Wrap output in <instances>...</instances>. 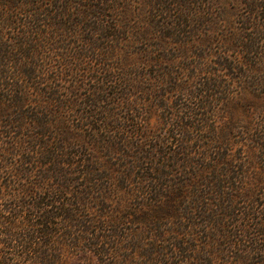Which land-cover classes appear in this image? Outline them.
Listing matches in <instances>:
<instances>
[{
  "label": "trees",
  "instance_id": "16d2710c",
  "mask_svg": "<svg viewBox=\"0 0 264 264\" xmlns=\"http://www.w3.org/2000/svg\"><path fill=\"white\" fill-rule=\"evenodd\" d=\"M153 1L155 8L162 3ZM243 2L250 20L264 14V0ZM118 3L124 7L123 0H0V264H232L228 251L246 242L245 232L237 239L234 231L240 222L234 219L237 196L230 190L239 181L227 174V168L241 159L228 158L221 147H235L247 131L263 157L264 138L252 139L254 125L241 130L231 120L210 133L207 116L214 112L210 107L215 99L208 92L223 88L217 80L198 84V92L193 88L192 96L199 100L194 116L179 118L180 109L175 116L169 114V120L179 123H166L178 128L173 134H201L198 139L181 140L178 154L166 157L153 149V157H161V162L152 163L148 146L135 140L141 130L128 117L116 127L118 142L109 143L116 138L111 135L116 125L113 100L125 101L129 89L142 94L137 87L122 85L119 96H109L103 88L114 72L113 66L101 61L121 58L123 67L124 49L119 47L130 42L122 37L129 34L126 24L110 27L98 19ZM244 25L243 31L253 28ZM142 29L138 35L146 39ZM172 36L146 40H158V49L165 50L167 45L178 46L180 41L173 42ZM237 46L232 45V50L236 52ZM54 53H60L56 59L51 57ZM145 58V63H152ZM90 62L101 63L96 65L100 73L93 65L86 68ZM218 66L237 74L234 64ZM102 72L107 76H100ZM97 73L100 78H95ZM132 74L122 73V78ZM86 75L98 88L89 90L84 101L80 85ZM169 75L173 72L157 77L163 88L177 86L178 80ZM149 82L152 87L143 93L156 88L157 103L160 87ZM103 103L110 110L101 111ZM81 105L87 109L84 113ZM206 132L209 135L203 136ZM195 141L201 143L195 148L203 164L191 158ZM210 145L221 146L213 150L217 159L212 161ZM118 151L122 159L112 170L114 165L106 162ZM147 161L148 168L143 166ZM180 164L185 177L174 182L169 172ZM134 171L142 177L132 182ZM255 181L263 183L260 178ZM131 187L144 197L137 209L123 206L134 195ZM200 227L214 238L205 236V242L196 245L190 231ZM233 258V264L248 261Z\"/></svg>",
  "mask_w": 264,
  "mask_h": 264
},
{
  "label": "rangeland",
  "instance_id": "374dc122",
  "mask_svg": "<svg viewBox=\"0 0 264 264\" xmlns=\"http://www.w3.org/2000/svg\"><path fill=\"white\" fill-rule=\"evenodd\" d=\"M161 2L155 8L153 0H123L124 7H122V3L112 4L114 11L106 12L105 15L98 17L101 23L110 27L126 24L129 28V34L123 33L122 37L130 41L127 45L119 47L124 49L123 53H120L122 59L126 60L123 62V67L119 65L121 58L101 61L107 66H113L114 72L111 73V76H113L111 82L103 83V88L106 89L109 96L117 94L119 96L122 85L129 88L137 87L142 91V94H140L129 89L131 93L124 98L125 101L113 100L115 106L112 107L114 109L112 116L115 112L116 115L112 122H115L116 125H112L114 128L111 129V135H115L117 140L111 136L109 143L118 142V134L120 133L115 132L116 127L123 122L122 119L128 117V120H133L134 125L136 123L137 128L141 130L140 136L135 140L148 146V148L145 147V150L149 154L151 153L152 163L157 160L161 162V157H158V159L153 157V149L166 157L173 152L178 154L181 140L198 139L197 136L201 134H195L194 131L188 134L184 133L183 137L179 136V133L173 134V130L178 131V128L175 125L173 127L168 126L166 123H179H176V120H169L168 118L171 116L169 114L175 116V111L178 112L180 109L181 114L176 115L181 116L179 118L185 119V117L194 116L196 114L194 108H196L195 105L199 100H195L192 96L193 88H195V92H198V84L205 82L207 79H215L223 86L222 89H214V91L208 92L215 99V101H212L213 106L210 107L214 112L207 116L206 127L210 130V133H213V130L216 132L223 122L231 120L236 122L241 130L242 128H248L250 124L254 125L252 139L259 136H261V139L264 138V14H260L258 18L255 16L256 19L250 20L247 18L249 17L247 16L248 11L245 9L243 0H161ZM247 23V28H253L243 31L242 28ZM257 24L259 26H256ZM142 28L146 29L147 40L148 36L150 38H160V36L169 33L173 34V42H180L176 47L167 45L165 50H159L158 40L150 39V41H147L138 35L139 31L143 30ZM175 33H178L179 36H174ZM232 45H238L236 52L232 50ZM57 54H51V57L56 59L60 53ZM145 56L150 57L151 64L145 63ZM161 58H164V60L160 61L159 64ZM166 60H168V63ZM220 62L236 65L237 74L233 71L224 72L223 68L218 66ZM87 64L86 68L93 65V68L97 70L98 66L96 65L99 63L90 62ZM133 69L135 76L132 74ZM97 71L100 73L99 70ZM169 71L173 72V76L169 75V78L178 80L177 86L183 88L176 89L177 86L171 85L169 89L160 85L162 82L157 77ZM98 73L94 75L95 78L107 76H104V72L100 76ZM122 73L132 75L123 79ZM138 75H140L142 81L141 85L137 83L139 80ZM89 77L92 76L86 75L83 77L80 85L82 88L80 98L84 101L89 97L87 95L89 90L98 88L96 82L90 80ZM149 81L154 87H160L161 92H159V95H161V98L159 97L157 103L153 101V96L156 93L154 89L156 88H153L151 93H143V91L147 92V88L152 87L148 85L150 84ZM155 105L165 107L156 108ZM109 106L106 103L99 104L101 111L110 110ZM127 106L130 110L126 109ZM80 109L83 113L87 111L82 105ZM189 122L191 121L189 120L186 123L189 124ZM247 122L249 125H247ZM132 124L127 123L126 126H132ZM130 135L133 138L132 134ZM202 135L208 136L209 133H202ZM237 142V145L236 142L234 144L235 147L227 149L210 145V150L213 152L209 157L210 161L217 159V155L213 150H219L220 147L228 158L233 155L231 157L235 160L241 159V161L236 160L235 167L229 166L227 168V174L230 177H236L239 181L235 186H232L233 190H230L237 196L233 201V203L236 202L234 219L240 222L239 227L235 225L234 231L237 233V239H240V235H243L241 231L245 232L246 242L240 243L239 247L231 249L232 253L228 251L227 256L232 264L234 259L236 261V258H233L234 256L247 257V264H264L263 151L257 149L256 144L250 140V132L245 131ZM197 146H201L198 141L191 144L192 151L194 150L196 153H191L194 155L190 156L195 163L203 164L204 160L201 159V154L199 156L198 151H196L195 147ZM116 147L119 148L118 145ZM253 148L255 149L253 150ZM130 155L132 157L136 156L135 154ZM183 157H185V154L178 158L182 159ZM121 159V151H118L107 159L106 164H113L112 170H116L115 164H118ZM149 163L147 161V165L143 164V166L148 168ZM182 169L180 164L170 170V178L174 182H181L184 179L185 174ZM189 171L193 172V169H189ZM134 175L135 177L131 176L132 182L136 181V177H142L139 171ZM256 178L263 180V183H256ZM129 190L134 195L129 196L128 201L123 203V206L127 205L137 209L139 205L144 203V197L142 194L137 193L138 190L135 187H131ZM242 194L245 197H242ZM227 225L229 226V224ZM185 226L187 227L186 223ZM252 228H254V231ZM228 231L231 234L232 230L228 229ZM190 236L196 239V245L205 242V236L214 238L202 227L192 229ZM255 241L256 245H254ZM222 244L223 242H221ZM222 246L226 249L225 245ZM248 252L250 253L245 254ZM215 263L227 264L223 262Z\"/></svg>",
  "mask_w": 264,
  "mask_h": 264
}]
</instances>
